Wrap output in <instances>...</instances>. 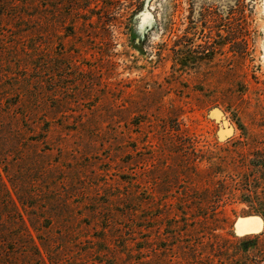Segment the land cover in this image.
I'll return each instance as SVG.
<instances>
[{"label":"rangeland","instance_id":"rangeland-1","mask_svg":"<svg viewBox=\"0 0 264 264\" xmlns=\"http://www.w3.org/2000/svg\"><path fill=\"white\" fill-rule=\"evenodd\" d=\"M15 3L0 21V264H208L174 206L219 182L264 198V0ZM183 47L215 54L183 69ZM224 210L222 237L264 231L247 204Z\"/></svg>","mask_w":264,"mask_h":264},{"label":"trees","instance_id":"trees-1","mask_svg":"<svg viewBox=\"0 0 264 264\" xmlns=\"http://www.w3.org/2000/svg\"><path fill=\"white\" fill-rule=\"evenodd\" d=\"M15 2H17V5L18 3L24 5L27 4L28 0H0V21H3L8 16V8L9 6L16 5ZM227 28L228 33H236V29L229 26ZM193 51L192 48L186 47L176 50V64L183 69H189L190 63L194 60L211 61L213 54H215L214 50L208 51V49V52ZM190 52L196 53L199 57L192 58ZM261 164L254 165L252 170L254 172L259 171ZM255 178L258 179L257 176ZM246 182H249V180L243 183ZM216 185L218 186L217 191L209 197L207 195L196 194L194 196L180 197L176 200L174 206L176 208L175 212L179 220H181V222L178 220L180 225L177 227L176 236L188 238L194 235V237H197L201 241L199 252H202L204 255L203 260L208 262V264H259V261L249 259V257L259 249H263L264 253V231L257 235L243 237L232 235L231 237L234 240L222 237L216 232L221 229L226 219L224 217V207L232 200L248 205L249 210L244 211V215L258 216L264 222V198H259L260 196L257 193L258 187L254 188V191H251L253 192L252 195L249 194V197H252L250 201L243 198L244 196L242 195L227 194V188L222 187L223 184L220 182L216 183ZM238 260H240L239 263Z\"/></svg>","mask_w":264,"mask_h":264},{"label":"water","instance_id":"water-1","mask_svg":"<svg viewBox=\"0 0 264 264\" xmlns=\"http://www.w3.org/2000/svg\"><path fill=\"white\" fill-rule=\"evenodd\" d=\"M257 230V224L255 222H249L242 231L246 234L253 233ZM246 236V235H245Z\"/></svg>","mask_w":264,"mask_h":264}]
</instances>
